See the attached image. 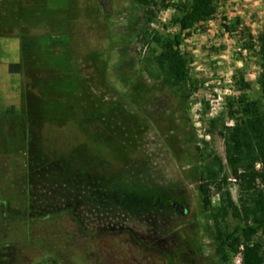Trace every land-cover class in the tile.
Listing matches in <instances>:
<instances>
[{
  "label": "rangeland",
  "instance_id": "1",
  "mask_svg": "<svg viewBox=\"0 0 264 264\" xmlns=\"http://www.w3.org/2000/svg\"><path fill=\"white\" fill-rule=\"evenodd\" d=\"M49 2L54 3L51 9L61 10L66 9L70 1L47 0L46 7ZM70 4L72 8L75 5L78 16L71 17L69 33L52 35L49 42H65L72 47L73 55L78 57L76 67L82 71L81 103L84 106L88 101L98 120L88 127L89 137L94 139L92 145L100 146L99 150L103 151L102 155L89 157L97 165L96 174L97 171L100 174L92 177V187L116 192L122 200H129L136 192L142 193L145 185L136 182L122 165L124 162L142 163L149 178L163 187L172 205L164 207L166 209L156 218L146 212L133 214L123 207L116 211L111 203L92 198L77 205V221L66 213L46 217V201L24 209L23 198L12 199L17 191H22L24 183H28L27 177L22 175L24 151L10 150L20 144L23 121L30 125L34 137L40 133L37 125L31 120L26 122L25 117L19 120L0 117V264H51L52 260L61 264H221L208 236L211 221L203 212L199 181L192 168L196 161L203 168L209 161L207 153L212 151L224 158L223 139L217 128H210L207 121L224 110L228 97L237 94L236 73L242 74L250 84V95L264 102L257 82L264 0H220L215 13L197 25L193 34L183 41L182 49L191 55V77L198 83V88L185 102L181 103L172 88L158 86L150 100L142 99L137 104L133 103L130 88L113 77L118 52L111 43L120 38L129 18L138 11L132 0H73ZM155 14V22L148 26L150 30H176L171 23L174 11L170 6L161 7ZM224 24L234 28L227 30ZM45 32L43 27L36 30V33ZM142 39L135 36L131 40L127 53L132 56V66L126 71H139L144 84L154 87L156 81L147 75L140 62L154 44L150 39L149 45L142 43ZM17 43L14 37H0V113L18 112L21 107L20 73L19 77L12 76L17 77L16 82L4 81L10 73H16L18 62L11 61L16 60ZM89 51L100 56L85 58ZM6 61L11 63L6 64ZM101 65H106L108 81L105 85L99 78L103 74ZM169 122L174 125L173 132L179 131L176 139L168 131ZM65 127L67 129L68 124ZM41 128L45 133V123ZM83 131L82 126L80 133ZM73 133L76 141L84 139L79 131ZM188 133L201 148L200 158L190 156L189 164L185 161L183 142ZM59 135L64 136L66 145L72 142L65 132ZM164 136L170 138L177 157ZM59 139L51 141L56 145L63 142ZM42 144L46 145V141ZM123 145L126 153L120 155L122 163L112 157L110 148L105 151L102 148ZM102 163L105 166L100 169ZM227 188L237 202L238 186L234 179H229ZM210 198L212 205L218 204L213 186ZM226 221L229 229L238 222L231 216ZM133 234L142 244L134 240ZM195 241L199 243L197 253ZM238 256L239 253L232 255L228 264H237Z\"/></svg>",
  "mask_w": 264,
  "mask_h": 264
},
{
  "label": "trees",
  "instance_id": "2",
  "mask_svg": "<svg viewBox=\"0 0 264 264\" xmlns=\"http://www.w3.org/2000/svg\"><path fill=\"white\" fill-rule=\"evenodd\" d=\"M219 1L132 0V5L138 11L129 18L120 38L111 43L118 52L113 77L121 85L130 88L134 104L142 99L150 100L158 86L172 88L181 103L198 88L197 81L190 74L191 55L182 49V43L193 34L197 25L215 13ZM46 2L47 0H0V37H14L18 40L19 60L15 71L20 73L22 80L20 110L0 113V117L18 120L25 117L26 122L31 120L37 125L36 129L40 133L34 137L30 125L23 121L20 144L10 150L17 153L24 151L22 175L28 180L22 188L24 193L17 191L12 199L23 198L24 209L46 201V217L66 213L76 221L77 205L92 198L111 203L115 206L114 210L123 207L133 214L146 212L159 217V213L166 209L164 207L172 205V202L164 195L163 187L149 178L146 166L142 163L124 162L122 165L136 182L145 185L142 193L136 192L129 200H122L116 192L98 191L92 187V177L100 174L98 171L96 174L97 165L89 157H93V154L102 155L103 151L99 150L100 146L92 145L94 139H90L88 127L98 120L92 113L89 102L85 101L84 106L81 103L82 71L76 67L78 57L73 55L72 47L65 42H49L52 35L69 33L71 17H77L78 11L75 10V5L72 8L70 2L66 9L50 10L46 7ZM163 6H170L174 11L171 23L176 30L173 32L154 31L148 27L156 20L155 11ZM223 26L227 30L234 28L225 24ZM40 27L46 28V32L36 33ZM135 36H142V43L149 45L151 40L154 44L140 61L147 75L156 81L154 87L144 84L139 71H126V68L132 66V56L129 57L127 52ZM259 39L258 55L261 63L257 82L264 98V26ZM98 56L100 55L90 51L84 55L88 59ZM100 72L103 74H99V78H102L105 85L108 81L106 65H101ZM234 80L237 94L228 97L224 110L207 121L210 128H217L218 135L223 139L224 158L213 151L209 152L208 163L202 168L196 161L192 170L199 181L198 192L203 212L207 213L206 217L211 221L208 236L219 262L228 264L231 256L239 253L240 264H264V102L250 95V84L242 74L236 73ZM67 120L70 121L67 123ZM43 123L46 125L45 133L44 128H41ZM82 126L84 133H80ZM168 126V131L176 139L179 131H172V122ZM74 131H79L84 139L76 141ZM62 132L69 136L66 138H72V142L66 145L64 136L59 135ZM185 135V161L189 164L192 162L190 156L200 158L201 148L195 145L192 134ZM58 138L63 139V142L53 144L55 142L52 141ZM164 140L177 157L170 138L164 136ZM44 141L46 145L42 144ZM102 148L104 151L110 148L112 157L122 163L120 155L126 153L124 145ZM100 165V169L105 166L103 163ZM229 179H234L237 183V202L227 188ZM211 186L216 189L219 198L215 206L210 198ZM228 216L238 221L232 229L228 228ZM161 230L163 231L162 228ZM132 236L137 243L142 244L137 235ZM194 244L197 253L199 243L195 241ZM51 264L61 263L52 260Z\"/></svg>",
  "mask_w": 264,
  "mask_h": 264
},
{
  "label": "crops",
  "instance_id": "3",
  "mask_svg": "<svg viewBox=\"0 0 264 264\" xmlns=\"http://www.w3.org/2000/svg\"><path fill=\"white\" fill-rule=\"evenodd\" d=\"M53 4H54L53 2H52V3L49 2V3L47 4V8L50 9V10H57V9H51V8H50V6H53ZM64 8H66V6H65ZM59 9H60V8H59ZM5 44H7V42H6ZM16 48H17V50H16V58H15L16 60L11 61V62H15V63H17L18 60H19V49H18V43H17V47H16ZM7 62H8V63H11L10 61H6V64H8ZM13 75H16V76L19 77L18 72H16V73H10V74H9V77H7V76H6L7 78L5 77V79H4L5 83H6L7 81H11V82H14V81H15V82H16L17 77H16V79H15V78L12 77Z\"/></svg>",
  "mask_w": 264,
  "mask_h": 264
},
{
  "label": "built area",
  "instance_id": "4",
  "mask_svg": "<svg viewBox=\"0 0 264 264\" xmlns=\"http://www.w3.org/2000/svg\"><path fill=\"white\" fill-rule=\"evenodd\" d=\"M240 263H241V258H240V254H239V256L237 258V264H240Z\"/></svg>",
  "mask_w": 264,
  "mask_h": 264
}]
</instances>
